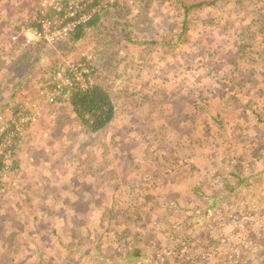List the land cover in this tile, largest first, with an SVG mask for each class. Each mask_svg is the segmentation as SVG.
I'll return each mask as SVG.
<instances>
[{
    "label": "rangeland",
    "instance_id": "rangeland-1",
    "mask_svg": "<svg viewBox=\"0 0 264 264\" xmlns=\"http://www.w3.org/2000/svg\"><path fill=\"white\" fill-rule=\"evenodd\" d=\"M59 1L0 0V264H264V61L242 36L259 0L194 7L180 37L173 0H103L73 43L24 28ZM80 58L94 71H68ZM72 74L110 92L104 129L72 112Z\"/></svg>",
    "mask_w": 264,
    "mask_h": 264
},
{
    "label": "trees",
    "instance_id": "trees-1",
    "mask_svg": "<svg viewBox=\"0 0 264 264\" xmlns=\"http://www.w3.org/2000/svg\"><path fill=\"white\" fill-rule=\"evenodd\" d=\"M102 1L103 0H91V2L88 0H60L58 3L54 2L50 5L40 3L31 9V15H29V17L25 20L28 24L24 26V28L30 27L39 32L42 30V25L43 27L47 25L48 29L51 31L56 29L64 30V35L59 38L57 42L65 39L72 43L79 41L84 36L86 30L91 27L99 29L96 24L100 20L101 16L109 13L112 8L116 7L115 2L114 4L107 3L105 6H100V9H95V11H93V8L97 5H101ZM173 1L176 4H179L183 11L181 31L179 34L180 37L186 30V24L188 23L189 13L191 10L194 7H199L200 5H210V1L214 3L215 0H199L200 2L196 4H189L188 0ZM243 1L245 2L247 0ZM256 7L257 14L261 16V24L259 20L257 22L258 24H250L246 27L248 33L246 31V34L243 33L242 36H244L246 41L248 53L252 55H256V53H259L260 55L263 54V57L260 56V58L264 61V0H259V5ZM123 23H126V21ZM96 32L98 33V31ZM96 32H94V36L97 35ZM256 41H259L260 44H255ZM35 45L36 46L33 47V54L40 52L45 47L50 48L48 41L45 39H41L39 42L36 41ZM29 56L30 52H26L19 64L24 66L25 61H27V57ZM84 59L85 58H80L79 60L71 61L70 65L72 68L68 71L77 72L78 70L82 71L86 68V70L93 72L95 68ZM79 63H81L80 66L78 65ZM84 75L87 76V74ZM71 79L73 80L72 84L65 86L62 92L67 93L66 101L71 107L72 112L79 119L80 123L89 131L97 132L104 129L112 121L116 111L110 92L105 86L96 81L90 80L89 77L85 79L84 84H80V82L75 81L74 74L71 75ZM56 83L55 85L53 84L52 87H56ZM236 94L237 93H233L232 96ZM11 126L13 128V125ZM8 129L9 128L0 133V144L2 143L4 135ZM3 151L5 152V149ZM3 158H5V153H0V172L8 169L3 162ZM262 169H264V167ZM236 175L239 177L238 181L233 182L231 180L224 179L222 182L229 192L235 191L239 184L245 180L243 176L238 174ZM226 198L227 196H223L218 199L213 198L212 202L216 203L220 200H225ZM243 217L245 218L246 216L243 214ZM130 252H132L134 256L139 254L138 256L142 257L145 255L147 250L142 247H133L130 249Z\"/></svg>",
    "mask_w": 264,
    "mask_h": 264
}]
</instances>
